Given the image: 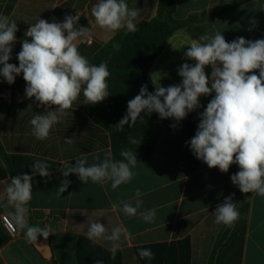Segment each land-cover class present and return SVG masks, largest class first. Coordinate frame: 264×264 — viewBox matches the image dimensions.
<instances>
[{
	"label": "crops",
	"instance_id": "crops-1",
	"mask_svg": "<svg viewBox=\"0 0 264 264\" xmlns=\"http://www.w3.org/2000/svg\"><path fill=\"white\" fill-rule=\"evenodd\" d=\"M231 0H174V18L185 20L192 15L207 13L210 18L176 31L168 40L164 51L156 58L148 71V81L155 86L177 85L182 82L178 67L195 61L184 58L192 39L200 35H212L220 31L227 42L238 37L255 41L264 39V10L257 7L264 0H253L216 16L214 8ZM98 0H0V15H7L17 23V41L12 52L22 48L24 33L38 18L63 22L65 16L79 15L77 27L88 28L86 38L78 41L80 53L87 59L104 48L120 29L108 32L95 24L92 6ZM130 8L139 9L136 26L156 17L165 18L169 0H126ZM258 23L255 27L251 21ZM252 29L249 31V29ZM87 38L92 44L87 43ZM30 40V38H27ZM9 63L19 66L13 58ZM2 68V65H0ZM212 68H205L210 77ZM258 75V70H256ZM23 75L12 84L0 76V143L8 154L45 158L59 163L56 171L45 178L32 175V196L24 207V219L31 226L50 231L47 238L52 257L57 264H264V197L247 193L238 197L239 219L230 228L223 242L216 247L223 224H216L214 211L218 204L231 194L235 197L239 188L231 182V176L218 168H209L197 159L188 143L190 139L178 126H166L149 161L137 162L135 176L117 189L111 182L87 184L73 173L64 177L61 170L65 162L75 165L83 155L88 163H99L105 153H112L110 133L98 125L86 112L87 103L81 92L67 111V115L51 129L45 140L32 134L31 119L45 114L44 106L34 98L26 97ZM211 84H209V87ZM199 98L202 107L192 113L200 119V113L214 97ZM52 110V109H50ZM72 138L73 143H65ZM113 155V154H112ZM70 180L68 189L57 195L61 181ZM11 182L10 174L0 153V264H52L37 247L29 243L24 230L16 236L6 230L2 217L12 220L15 204H9L6 189ZM140 189L143 201L140 211L155 208L153 223H146L137 216H125L113 204L121 201L135 203V191ZM246 205L248 209L246 208ZM99 221L108 232L121 227L120 247L115 255L111 242H93L85 234L89 222ZM38 237L37 241L43 239ZM141 249H149L152 257L141 258Z\"/></svg>",
	"mask_w": 264,
	"mask_h": 264
},
{
	"label": "clouds",
	"instance_id": "clouds-1",
	"mask_svg": "<svg viewBox=\"0 0 264 264\" xmlns=\"http://www.w3.org/2000/svg\"><path fill=\"white\" fill-rule=\"evenodd\" d=\"M264 10V4L257 5ZM95 24L108 32L126 29L137 31L135 21L139 9L130 8L126 0H98L91 8ZM79 15L65 16L63 22L53 18L52 22L38 18L24 33L22 48L17 54L19 66L9 63L12 58V46L16 43L17 23L7 15H0V76L12 84L19 75L26 82V97L34 98L44 106L45 114H36L31 119L32 134L38 140H45L55 124L67 115L81 92L87 104L95 105L104 101L110 94L108 78L110 72L107 61L99 65L91 64L78 49V41L86 38L88 28L77 27ZM258 22L253 19V27ZM252 29L250 28L249 31ZM27 38H30L27 39ZM184 58L195 61L194 65L183 63L178 67L182 82L163 87L154 81L155 91L149 92L142 85L140 92L127 103V113L115 126L123 130L131 127L142 113H158L160 119L172 118L177 123L190 112L202 107L199 98L214 93V97L200 113V122L195 135L186 142L193 155L209 168H218L227 173L231 165L239 166V171L231 176V182L242 193H252L264 197V39L255 41L238 37L227 42L220 31L203 34L192 39ZM211 66L210 77L205 68ZM258 70V75L256 74ZM209 84L211 86L209 87ZM52 109V110H50ZM176 124L171 127L176 128ZM131 144L140 143L129 137ZM65 143L71 145L72 138ZM123 159H113L112 153H105L103 160L94 156L99 163H88L86 155L76 159L75 165L65 162L61 170L64 177L75 173L87 184L111 182V188L117 189L129 183L135 176L137 154L132 150H122ZM49 165L43 161L32 164L33 175L49 178ZM33 176L19 174L11 178L6 189L9 204H15L17 212L12 216L15 225L24 230L29 243L36 244L38 237L47 239L50 231L39 226H31L24 219L27 209L24 205L32 196ZM71 181H61L57 195L65 192ZM234 193L218 204L215 211V223L233 227L239 219L237 204L233 202ZM140 189L135 191V203L121 201L113 204L125 216H139L146 223H153L156 209L140 211L143 201ZM99 221L89 222L85 233L94 243L100 240L111 242V251L115 255L120 247L121 227H114L111 234ZM141 258H151L149 249H141ZM97 264H103L101 260Z\"/></svg>",
	"mask_w": 264,
	"mask_h": 264
},
{
	"label": "trees",
	"instance_id": "trees-1",
	"mask_svg": "<svg viewBox=\"0 0 264 264\" xmlns=\"http://www.w3.org/2000/svg\"><path fill=\"white\" fill-rule=\"evenodd\" d=\"M250 1L253 0H231L221 3L212 10L211 16H216ZM175 9L174 0H169L165 18L156 17L150 21H142L137 25V31L135 32L117 33L104 48L88 59L91 64L96 65L107 61L111 74L108 78L110 95L104 101L95 105L87 104L86 112L98 125L110 133L112 154L115 160L123 159L120 155L121 151L130 149L136 152L137 162L149 161L166 126L176 124L186 133L189 139L195 135L198 129L200 119L192 112L178 123L172 118L162 120L159 114L155 112L151 114L142 113L143 119H138L131 127L125 125L123 130L115 127L126 115L128 101L139 94L142 85L146 84L149 92L155 91V86L148 81V71L156 58L164 51L169 38L180 29L210 18L209 14L201 13L192 15L185 20H177L173 16ZM18 53L12 52L11 59L16 58ZM129 137L135 138L140 143L131 144ZM0 153L11 178L19 174L32 176L34 171L32 164L35 161L47 163L50 166V172L56 171L60 166L59 163L45 158L8 154L1 143ZM238 171L239 166L233 164L227 174L233 175ZM246 194L239 190L235 197V203H238L240 195ZM246 208L248 209L247 205ZM229 230V227L223 230L216 247L223 242ZM50 262L57 264L53 257Z\"/></svg>",
	"mask_w": 264,
	"mask_h": 264
},
{
	"label": "water",
	"instance_id": "water-1",
	"mask_svg": "<svg viewBox=\"0 0 264 264\" xmlns=\"http://www.w3.org/2000/svg\"><path fill=\"white\" fill-rule=\"evenodd\" d=\"M46 259L52 258V250L48 239H40L34 244Z\"/></svg>",
	"mask_w": 264,
	"mask_h": 264
},
{
	"label": "built area",
	"instance_id": "built-area-1",
	"mask_svg": "<svg viewBox=\"0 0 264 264\" xmlns=\"http://www.w3.org/2000/svg\"><path fill=\"white\" fill-rule=\"evenodd\" d=\"M87 43L92 44V40L90 38H87ZM2 221L6 230L11 236H16L18 234L19 228L15 225V223L10 219L9 216L4 215L2 217Z\"/></svg>",
	"mask_w": 264,
	"mask_h": 264
}]
</instances>
